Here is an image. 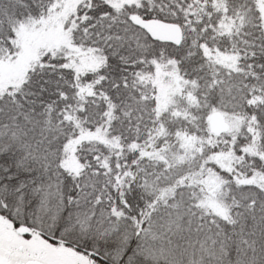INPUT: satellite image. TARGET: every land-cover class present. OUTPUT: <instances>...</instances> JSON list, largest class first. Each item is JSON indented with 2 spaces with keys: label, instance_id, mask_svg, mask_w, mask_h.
<instances>
[{
  "label": "snow or ice",
  "instance_id": "6c2138e0",
  "mask_svg": "<svg viewBox=\"0 0 264 264\" xmlns=\"http://www.w3.org/2000/svg\"><path fill=\"white\" fill-rule=\"evenodd\" d=\"M0 264H264V0H0Z\"/></svg>",
  "mask_w": 264,
  "mask_h": 264
}]
</instances>
